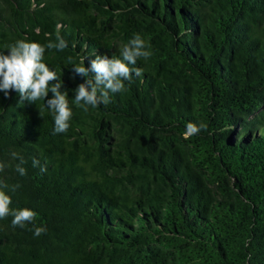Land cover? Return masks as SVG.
Wrapping results in <instances>:
<instances>
[{"label":"trees","instance_id":"16d2710c","mask_svg":"<svg viewBox=\"0 0 264 264\" xmlns=\"http://www.w3.org/2000/svg\"><path fill=\"white\" fill-rule=\"evenodd\" d=\"M57 34L68 47L44 62L68 130L44 100L0 91V180L10 208L37 213L0 219V264H264V0H0L5 54ZM137 34L142 75L107 105H75L72 65ZM189 122L206 127L186 136Z\"/></svg>","mask_w":264,"mask_h":264},{"label":"clouds","instance_id":"9594fccd","mask_svg":"<svg viewBox=\"0 0 264 264\" xmlns=\"http://www.w3.org/2000/svg\"><path fill=\"white\" fill-rule=\"evenodd\" d=\"M67 47V41L57 34L56 42L49 41L46 45L19 39L8 46L7 54L0 51V91H3L7 98L14 90L23 102L35 103L44 100L53 116L54 133H64L68 130L72 108L69 106L68 91L63 89L57 71L50 69L44 62V54L46 49L63 51ZM148 47L150 46L146 44V41L137 34L123 46L119 56L96 55L90 60L88 66H85L84 60L79 64H73L74 73L85 78L74 90L73 103L77 106L90 105L92 107L109 104L110 94L122 92L125 89V81L131 82L133 74L142 75L140 68H132L129 65H135L140 58L145 60L149 58L151 52L146 50ZM52 81L57 82L51 83ZM49 92L52 93V97L46 99ZM85 110H87L86 107ZM205 127L202 123L197 126L189 122L186 126V136L197 134ZM13 158H17L16 153H13ZM19 159L20 163L16 165V170L21 175H26V169L22 167L25 161L23 157ZM33 166H40L39 160L34 159ZM3 168L4 164L0 163V171H3ZM40 170L46 172V165L40 166ZM7 188L8 185L0 180V219L11 215L13 227H24L26 223L34 222L37 213L33 210L27 207L10 208L11 197L5 191ZM45 231V227L36 226L33 234L39 237Z\"/></svg>","mask_w":264,"mask_h":264}]
</instances>
